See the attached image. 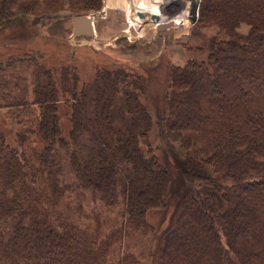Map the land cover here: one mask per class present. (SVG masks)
<instances>
[{"label":"trees","instance_id":"1","mask_svg":"<svg viewBox=\"0 0 264 264\" xmlns=\"http://www.w3.org/2000/svg\"><path fill=\"white\" fill-rule=\"evenodd\" d=\"M102 5L0 0V27ZM198 24L216 28L206 57L172 68L155 122L143 73L100 57L84 79L26 51L34 99L16 100L0 127V264H264V0H201ZM158 125L182 160L156 155ZM61 159L108 207L121 194L124 227L146 240L139 249L116 248L113 235L60 207Z\"/></svg>","mask_w":264,"mask_h":264},{"label":"rangeland","instance_id":"2","mask_svg":"<svg viewBox=\"0 0 264 264\" xmlns=\"http://www.w3.org/2000/svg\"><path fill=\"white\" fill-rule=\"evenodd\" d=\"M101 9L87 14L94 15L96 32L92 38L73 35V16L67 8L52 14L26 15L9 26L0 27V127L8 130L7 120L12 119L16 100L31 102L34 99L36 66L32 62L33 55L30 58L25 54L30 49L42 50L37 56H40L43 64L52 65L57 70L62 65H69L84 79L91 77L93 64H100L99 60H103L100 57L143 73L147 77V91L141 100L149 109L152 120H161L159 110L165 107L170 71L183 66L188 59H205L204 46L207 38L216 33V28L200 26L199 12L194 21H189L187 10H162L164 21L169 22L164 30L157 31L156 25L145 27L137 22L130 28L128 17L131 10L129 13L127 10H109L108 13ZM132 15L136 20H141L135 12ZM175 18H186V21L183 24L172 22ZM248 29L247 25L241 24L236 31L245 35ZM150 137L157 156L163 158L172 155L182 160L180 145L167 138L160 125L154 126ZM29 154L33 153L29 151ZM192 161L189 160L187 164L195 168ZM60 164L62 170L57 176L60 187L64 188L60 201L62 209L68 208L74 214L78 213L77 218L82 225L91 228L98 225L101 236L113 235L116 240L114 246L121 250L136 251L141 241L146 242L140 235L129 233L124 227L121 194L117 203L108 207L92 191L80 186L64 159ZM151 218L158 221L161 216L159 214L157 218L153 215Z\"/></svg>","mask_w":264,"mask_h":264},{"label":"water","instance_id":"3","mask_svg":"<svg viewBox=\"0 0 264 264\" xmlns=\"http://www.w3.org/2000/svg\"><path fill=\"white\" fill-rule=\"evenodd\" d=\"M201 0H189V6L187 10V17L189 21H194L198 16L199 6ZM153 4L158 6V1L153 0ZM136 15L139 19H144L146 17H150L154 23H156L159 27L165 28L168 25L167 21H161L163 12L162 10H150L146 5L141 6L140 9L136 10ZM72 21V33L76 37H86L92 38L95 35V27H94V16L93 15H81V16H73L71 18Z\"/></svg>","mask_w":264,"mask_h":264},{"label":"crops","instance_id":"4","mask_svg":"<svg viewBox=\"0 0 264 264\" xmlns=\"http://www.w3.org/2000/svg\"><path fill=\"white\" fill-rule=\"evenodd\" d=\"M142 1L141 6H147L148 8H150V10H188V6H189V0H157L158 1V6L153 4V0H103V5H102V9L101 10H107V12L109 13V10H131L130 12V18L133 20V22H137V23H142L143 25H145V27H153L155 26V23L149 19V17L145 18V19H141L139 21L136 20V18L133 17L132 13L133 10H138L141 8V6H137L138 2ZM178 4H182L181 6H178ZM179 8V9H177ZM104 12V11H102ZM107 13V15H108ZM101 14V13H100ZM101 17V16H100ZM164 21V19H163ZM172 21V20H171ZM172 24V23H171ZM174 25V24H172ZM138 28L140 27L139 25H137ZM166 29V28H165ZM159 30H164L161 28L157 27V31Z\"/></svg>","mask_w":264,"mask_h":264},{"label":"bare ground","instance_id":"5","mask_svg":"<svg viewBox=\"0 0 264 264\" xmlns=\"http://www.w3.org/2000/svg\"><path fill=\"white\" fill-rule=\"evenodd\" d=\"M137 4H138L137 5L138 7L141 6L142 1H139ZM129 12H130V10L127 9V13H129ZM133 12H135V10H133ZM128 16H129V14H128ZM173 21L175 23H178V24H183L186 21V18H175V19L172 20V22ZM128 22H129L130 28H133V26H135L134 25L135 23L133 22V20L130 17H128Z\"/></svg>","mask_w":264,"mask_h":264}]
</instances>
